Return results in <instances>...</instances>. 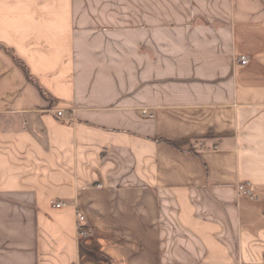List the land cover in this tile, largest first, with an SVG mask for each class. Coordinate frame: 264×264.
I'll return each instance as SVG.
<instances>
[{
  "label": "crops",
  "instance_id": "0c3cea01",
  "mask_svg": "<svg viewBox=\"0 0 264 264\" xmlns=\"http://www.w3.org/2000/svg\"><path fill=\"white\" fill-rule=\"evenodd\" d=\"M0 264H264V0H0Z\"/></svg>",
  "mask_w": 264,
  "mask_h": 264
},
{
  "label": "built area",
  "instance_id": "2783aa9c",
  "mask_svg": "<svg viewBox=\"0 0 264 264\" xmlns=\"http://www.w3.org/2000/svg\"><path fill=\"white\" fill-rule=\"evenodd\" d=\"M240 63L243 64V65H247V64L249 63V60H248V58H244V57H243V58L240 59ZM57 115H58L59 117H61V116H63V112L59 111V112H57ZM143 115H144L145 117H147L148 119H153V118H154V115L151 114V113H149L148 110H144V111H143ZM240 190L243 191V192L246 193V194L249 193V190H246V189L244 188V186H241V187H240ZM53 206H54L55 208H62V207L64 206V204H63L62 202H53ZM80 236H81L82 238H86V237L89 236V233H88L87 231H83V230H81V231H80Z\"/></svg>",
  "mask_w": 264,
  "mask_h": 264
}]
</instances>
